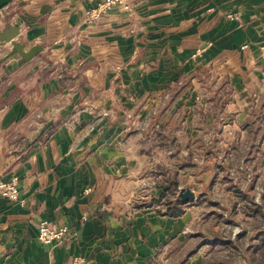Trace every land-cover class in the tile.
<instances>
[{
    "label": "crops",
    "instance_id": "1",
    "mask_svg": "<svg viewBox=\"0 0 264 264\" xmlns=\"http://www.w3.org/2000/svg\"><path fill=\"white\" fill-rule=\"evenodd\" d=\"M100 1L0 9L23 50L42 47L25 60L0 41V180L16 176L24 200L0 198V264H203L222 227L179 178L264 141V0H127L86 21ZM174 184L195 198L171 216ZM41 219L76 238L39 242ZM253 235L244 264L264 250V228Z\"/></svg>",
    "mask_w": 264,
    "mask_h": 264
},
{
    "label": "rangeland",
    "instance_id": "2",
    "mask_svg": "<svg viewBox=\"0 0 264 264\" xmlns=\"http://www.w3.org/2000/svg\"><path fill=\"white\" fill-rule=\"evenodd\" d=\"M263 98L264 96L260 99L264 100ZM260 115L264 118L263 113ZM262 117L259 118L261 125L256 126L254 130L256 139H260V135L264 134ZM218 146L221 145L215 144L213 150L219 154ZM201 149L206 152L208 148ZM208 150L209 158L216 156L211 149ZM233 150L235 153L231 157L208 158L205 164L207 158H196L199 163L196 167L189 166L190 175L179 178L185 183H196L194 186L197 188V197L195 203L191 205L197 209L202 207L203 210H208L206 215L209 218V226L213 225L211 228L215 225L222 227L220 234L212 229L207 233L206 248L212 251L203 264L247 263L249 243L254 240L253 234L259 227L264 228V141L239 144L237 149L233 146ZM178 191L179 188L173 187L169 196H178ZM190 201L193 202V199ZM233 230L239 234L240 243L236 241L231 243L230 236ZM216 237L223 239L224 246L221 250L217 249L218 245L215 246ZM235 243H238L237 246ZM251 259L254 264H264V250H257V256Z\"/></svg>",
    "mask_w": 264,
    "mask_h": 264
},
{
    "label": "built area",
    "instance_id": "3",
    "mask_svg": "<svg viewBox=\"0 0 264 264\" xmlns=\"http://www.w3.org/2000/svg\"><path fill=\"white\" fill-rule=\"evenodd\" d=\"M120 6L125 9L129 8L127 0H102L94 7L86 10L85 20L88 22L96 21L103 16L108 10L113 7ZM19 181L16 176L10 180H0V198L6 199L10 202L23 203L19 189ZM76 234L71 232L66 226L53 227L47 219H41L37 223V239L43 244H61L67 240L75 239ZM84 259L81 256H76L72 260V264H83Z\"/></svg>",
    "mask_w": 264,
    "mask_h": 264
},
{
    "label": "water",
    "instance_id": "4",
    "mask_svg": "<svg viewBox=\"0 0 264 264\" xmlns=\"http://www.w3.org/2000/svg\"><path fill=\"white\" fill-rule=\"evenodd\" d=\"M11 1L12 0H0V9ZM19 33H20V28L14 26L11 22L7 21L5 22L4 27L0 29V41L11 43L13 48L25 60H29L34 56H36L42 50V47L40 45H35L31 47L29 50L26 51L23 50L24 45L18 40H16ZM177 195L183 202H187L195 198V193L191 189L185 187L179 188ZM1 261L2 258H0V263Z\"/></svg>",
    "mask_w": 264,
    "mask_h": 264
},
{
    "label": "trees",
    "instance_id": "5",
    "mask_svg": "<svg viewBox=\"0 0 264 264\" xmlns=\"http://www.w3.org/2000/svg\"><path fill=\"white\" fill-rule=\"evenodd\" d=\"M174 187L176 188L177 185L174 184ZM182 202L183 201L176 195H175L173 201H168V202L165 201V205H167L165 214H168L171 216H176V215H179L180 213H182V211H183ZM251 261H252V259H251Z\"/></svg>",
    "mask_w": 264,
    "mask_h": 264
}]
</instances>
